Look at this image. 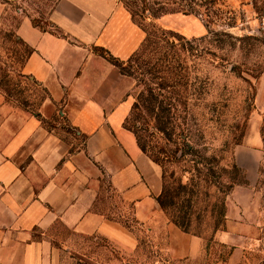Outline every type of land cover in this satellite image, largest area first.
I'll use <instances>...</instances> for the list:
<instances>
[{
  "label": "crops",
  "instance_id": "0c3cea01",
  "mask_svg": "<svg viewBox=\"0 0 264 264\" xmlns=\"http://www.w3.org/2000/svg\"><path fill=\"white\" fill-rule=\"evenodd\" d=\"M49 20L62 35L27 22L15 29L31 49L20 72L46 91L36 112L40 117L11 104L0 91V264H56L48 242L34 238L33 232L58 221L72 232L127 240L118 223L90 209L96 165L131 202L136 220L156 215L158 167L122 127L130 78L93 50L102 48L125 60L138 48L143 31L117 0H55ZM56 112L84 136L83 148L70 150L55 128L44 126ZM250 132L233 154L244 186L231 189L224 225L212 238L229 249L224 264H264V214L253 204L262 139L257 131ZM164 229L170 256L192 260L202 255L200 236L171 222Z\"/></svg>",
  "mask_w": 264,
  "mask_h": 264
},
{
  "label": "rangeland",
  "instance_id": "374dc122",
  "mask_svg": "<svg viewBox=\"0 0 264 264\" xmlns=\"http://www.w3.org/2000/svg\"><path fill=\"white\" fill-rule=\"evenodd\" d=\"M117 1L127 7L133 22L143 31L138 58L130 64L135 75L147 63L160 59L167 65V77L186 81L189 90L194 89L189 99V114L185 117L193 143L211 147L220 156L221 164L229 166L234 164V149L244 137L247 139L250 131L260 134L261 158L254 184L258 194L253 204L264 214V39L258 28L264 15V0H193L197 3L193 6L194 12L167 10L163 13L147 7L165 3L170 9L177 8V3L190 2ZM54 3L55 0H0V91L11 104L33 113L37 112L46 92L20 72L31 49L15 29L27 22L39 30L62 35L49 20ZM128 81V93L132 95L135 80ZM126 100L129 105L131 96ZM178 115L183 125L184 114ZM43 123L47 128H55L70 150L84 147V136L70 127L58 112ZM128 123H132L131 119ZM140 157L149 161L145 155ZM246 162L244 157L243 163ZM96 166L99 174L90 209L118 223L128 243L127 240L114 242L97 233L72 232L58 221L46 231L33 232L34 238L48 242L56 264H224L229 249L212 238L224 225L231 189L244 186L242 170L238 168L239 173H232L237 184L226 194L214 190L220 200L216 206L220 215L213 220L206 214L202 221L191 225V231L203 239L202 255L182 260L166 251L164 225L169 222L168 215L155 202L156 215L150 221L136 220L131 202L111 187L108 174ZM250 253L256 255L253 250Z\"/></svg>",
  "mask_w": 264,
  "mask_h": 264
},
{
  "label": "trees",
  "instance_id": "16d2710c",
  "mask_svg": "<svg viewBox=\"0 0 264 264\" xmlns=\"http://www.w3.org/2000/svg\"><path fill=\"white\" fill-rule=\"evenodd\" d=\"M189 2L177 3V8L170 9L165 3L157 7L144 4L153 12H194L193 6L197 3ZM129 14L132 19L131 12ZM137 49L125 60H119L102 48H93L120 74L135 80L134 93H128L131 102L122 127L132 134L137 148L160 168V189L155 196L158 207L180 231L199 236L191 231L192 223L202 221L206 214L212 219L220 215L216 207L220 200L215 191L226 194L237 184L232 173L240 171L233 163L221 164L220 156L211 147L193 143L185 117L189 114V99L194 89L191 92L186 81L182 83L175 77H167L165 61L147 63L138 76L135 75L130 64L138 58ZM187 94L190 97L187 98ZM178 113L184 114L181 116L183 125L179 123ZM35 116L40 117L36 113Z\"/></svg>",
  "mask_w": 264,
  "mask_h": 264
},
{
  "label": "built area",
  "instance_id": "2783aa9c",
  "mask_svg": "<svg viewBox=\"0 0 264 264\" xmlns=\"http://www.w3.org/2000/svg\"><path fill=\"white\" fill-rule=\"evenodd\" d=\"M258 28H259V31H260L263 39H264V15H263L261 21L259 22V27Z\"/></svg>",
  "mask_w": 264,
  "mask_h": 264
}]
</instances>
